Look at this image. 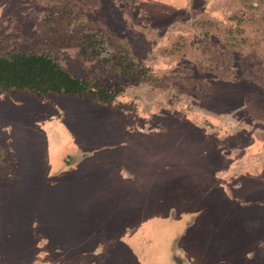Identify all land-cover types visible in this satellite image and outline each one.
Wrapping results in <instances>:
<instances>
[{"label": "rangeland", "instance_id": "rangeland-1", "mask_svg": "<svg viewBox=\"0 0 264 264\" xmlns=\"http://www.w3.org/2000/svg\"><path fill=\"white\" fill-rule=\"evenodd\" d=\"M21 54L88 88H0V264H264V0H0Z\"/></svg>", "mask_w": 264, "mask_h": 264}, {"label": "trees", "instance_id": "trees-1", "mask_svg": "<svg viewBox=\"0 0 264 264\" xmlns=\"http://www.w3.org/2000/svg\"><path fill=\"white\" fill-rule=\"evenodd\" d=\"M46 85L52 92L84 93L88 86L73 78L43 55H13L0 59L1 90L38 88Z\"/></svg>", "mask_w": 264, "mask_h": 264}]
</instances>
